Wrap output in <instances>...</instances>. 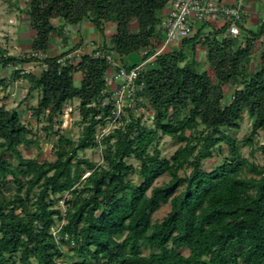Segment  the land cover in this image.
I'll return each mask as SVG.
<instances>
[{"label":"trees","instance_id":"trees-1","mask_svg":"<svg viewBox=\"0 0 264 264\" xmlns=\"http://www.w3.org/2000/svg\"><path fill=\"white\" fill-rule=\"evenodd\" d=\"M166 5V0H28L31 55L9 54L0 45V66L15 68L9 77L0 75V90L25 78L24 101L38 95L31 116L57 141L53 159L24 156L21 148L38 145L39 138L16 108L0 104V264H264V142L255 146L264 132V47L255 50L264 20L258 33L243 25L244 39L222 38L225 27L198 30L178 49L158 54L137 80L143 84L137 104L151 111V123L128 107V118L99 138L111 109L97 103L108 88L107 60L86 54L76 64L56 62L78 44L46 55L52 35L88 21L104 38L98 49L131 67L124 57L142 50L149 55L153 40L163 38ZM107 24L114 31L105 39ZM198 45L212 76L197 68ZM32 62L45 67L38 73L19 67ZM75 99L81 131L73 140L55 125L64 103ZM244 114L251 126L238 139L229 131L239 129ZM163 136L178 144L170 156L162 154ZM243 147L250 148L252 159ZM97 148L100 162L79 155ZM256 151L263 162L255 161ZM215 152L220 161L206 169L204 161ZM163 175L169 178L159 183ZM167 204L169 211L154 219ZM57 223H62L58 240L51 233Z\"/></svg>","mask_w":264,"mask_h":264},{"label":"rangeland","instance_id":"rangeland-1","mask_svg":"<svg viewBox=\"0 0 264 264\" xmlns=\"http://www.w3.org/2000/svg\"><path fill=\"white\" fill-rule=\"evenodd\" d=\"M28 0H0V45L5 48L9 54H18V55H31V42L32 39V29L30 28L29 22H28V16L25 13V8L27 6ZM246 5L250 6V11L248 12V17H251V13L256 14L258 16L257 21H263L264 20V0H245ZM166 9L163 10V12ZM165 14V13H164ZM165 18V15H163V20ZM256 21V20H255ZM85 21H82L79 24L84 25ZM260 23H253L249 21V18L246 20V24L244 25L245 29H248L249 31L253 33H258L260 28ZM203 31H210L209 24L204 25ZM138 28L136 20H132L130 23V29L132 32H136ZM84 29V27H83ZM81 33V31H70L67 38V43L63 47L64 49H70L74 46V40L71 36V33L77 34ZM107 38V37H106ZM240 39H244L245 36L242 35L239 37ZM108 39V38H107ZM177 44V43H175ZM159 42L158 40L154 41V46H158ZM255 45L257 51L262 49L264 47V32L257 36V39L255 40ZM173 48L170 47V49H166V51H171ZM178 49V48H177ZM204 50L198 45V49L196 51V62H197V68L199 69H205L208 71V74L212 76V71L208 67L205 59ZM259 60L257 59L254 63H252V67L256 68L258 66ZM25 71H33L35 73H38L40 69L42 68V65L32 62L30 64L26 63L21 66H19ZM15 68L11 65L7 66L6 68H2L0 66V75L1 76H10ZM79 80L80 75L76 74L74 76V84L76 86H79ZM28 88V82L25 78H19V79H13L9 85L4 90H0V104H4L7 109H13L16 108L20 115L22 121L25 123H29L31 126H33L35 133L37 137L39 138V144L38 145H32L29 148L22 147V152L24 156L27 157H35L39 161H42L44 159H53L52 154V148L53 145L57 141V136L52 135L50 138H47L44 135L43 130L40 129L41 124L31 116V111L29 110L30 106H33L37 102V92H33V94L24 101V97L26 96ZM226 97L229 98L231 95V91L227 90L226 87H224ZM77 100H74L73 104H76ZM144 113V121L147 124L151 123V111L147 110ZM79 120V112L78 109L75 110L74 113L71 114V119L68 123H60L59 125H55V129L60 128V131L62 134L72 138L73 140L77 139L80 131L81 126L78 125L76 122ZM60 121V120H59ZM251 126V121L247 114L243 115V119L240 122V127L237 130H230V134L238 139H241L244 135L249 133ZM255 146L258 144L264 142V132H259L258 136L255 139ZM160 146L162 150V154L164 156H170L174 150L178 147V144L174 141H172L168 136H163L160 140ZM223 153L226 152V147L223 145ZM242 152L244 155L249 156L250 159H252L249 155L250 148L249 147H243ZM80 156L88 158L89 160H92L94 162H100L101 161V152L100 148L97 149H86L85 151H82L79 153ZM255 161L257 162H263V156L260 154L259 151H256L254 153ZM221 155H219L217 152H215L214 156L206 161H204V167L206 169H212L219 161H220ZM129 162H132L134 164H137L133 159H129ZM85 174L84 176H86ZM168 175H163L161 178L158 179V182L161 183L162 181L168 180ZM133 179L137 180V176L133 175ZM64 196H67V193L64 194ZM60 206L63 209L62 202H60ZM170 206L163 205L154 215V219H161L168 211ZM64 250H67L64 248ZM70 253L69 251H67Z\"/></svg>","mask_w":264,"mask_h":264},{"label":"built area","instance_id":"built-area-1","mask_svg":"<svg viewBox=\"0 0 264 264\" xmlns=\"http://www.w3.org/2000/svg\"><path fill=\"white\" fill-rule=\"evenodd\" d=\"M166 1L165 18L162 21L164 37L159 45L155 47L153 53L147 55V50L140 51L141 60L133 66L127 67L114 53L99 50V45L93 42L79 46L64 56L58 57L56 61L60 65L76 64L80 57L86 54L93 57H104L107 60L109 69L105 74V81L108 88L103 90L104 96L102 99L98 98L97 103L102 108L109 106L111 109L107 123L97 130L98 138L108 134L113 128L120 125L122 118H128V107L135 114L146 111V108L137 104L141 101V97L137 93L143 88V84L137 82L141 71L146 69L158 54L165 52L172 44L180 43L183 38L194 35L197 31V24L218 23L217 25L214 24L215 29L225 27L220 35L222 38H239L243 35L242 26L245 25L247 17L245 0ZM154 41L155 39L153 43ZM145 55L147 56L145 57ZM42 67L45 66L42 65ZM73 102L74 100L64 103L59 117L60 123H68L71 119V114L77 109L79 112L78 100L76 104H73ZM92 104L94 105L95 103ZM61 202L64 210L63 201ZM61 224L57 223L51 228V233L56 240L59 239L57 232Z\"/></svg>","mask_w":264,"mask_h":264},{"label":"crops","instance_id":"crops-1","mask_svg":"<svg viewBox=\"0 0 264 264\" xmlns=\"http://www.w3.org/2000/svg\"><path fill=\"white\" fill-rule=\"evenodd\" d=\"M245 7L247 9L246 20L249 18L250 22L260 23V21H257L259 18L256 14L251 13V17H248V12L250 11V6L246 5V3H245ZM165 12L166 11L162 12L163 15H165L164 14ZM83 24L84 25H82V26L80 25V27H79V25L78 26L67 25L61 31L60 35H56V34L52 35V37L50 39V47H49L46 55L55 56V55H58L59 53L65 51V50H67V49L63 48L67 43V38L65 41L63 38L66 37L68 35V33H70V31H72V30L73 31L79 30L82 32V35L80 32L78 33V35L71 33V36L74 40V45L78 44L80 46L81 45L83 46V45L89 44V42H93L94 44L99 45L103 41L104 38L101 37L98 30L94 27L93 24H91L88 21H85V23H83ZM205 24H203V25L197 24V26H196L197 31L201 30V32H208V31H203ZM207 24H209L210 30H212V29H215L214 24L217 25L218 23H214V24L213 23H207ZM245 24H246V21H245ZM83 27H84V29H83ZM113 31H114V26L112 24H107L105 26V39H107L113 33ZM243 33H245V32H243ZM160 37L155 38V40H158L159 43L161 42ZM162 37H164V33L162 34ZM30 42H31V40H30ZM180 44H181V42L177 43V44L174 43L170 47L173 48L172 50H175V49L180 47ZM170 47H169V49H170ZM197 49H198V47H197ZM197 49H196V51H197ZM140 60H141V55L139 53L138 54H130L129 56L123 58L124 63H127V64H135V63L139 62Z\"/></svg>","mask_w":264,"mask_h":264}]
</instances>
